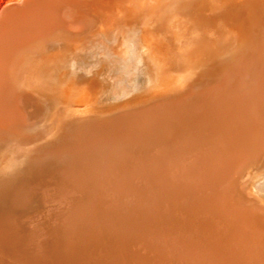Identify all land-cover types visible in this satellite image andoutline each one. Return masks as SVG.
<instances>
[{
    "label": "bare ground",
    "instance_id": "6f19581e",
    "mask_svg": "<svg viewBox=\"0 0 264 264\" xmlns=\"http://www.w3.org/2000/svg\"><path fill=\"white\" fill-rule=\"evenodd\" d=\"M78 6L69 11L90 33L76 28L71 47L80 52L78 61L89 51L101 54L95 87L126 56L116 49L124 32L139 31L157 62L164 48L172 51L163 59L171 80L114 106L122 95L116 82L114 95L99 105L107 107L103 112L83 105L55 118L54 133L31 135L40 92L12 88L6 108L0 105V149L19 150L22 161L9 174L0 172V264H94L98 248L115 264H264V208L248 204L240 186L242 170L264 154V27L258 24L264 0H84ZM166 27L176 36L193 29L198 37L175 56L161 31ZM96 32L100 39L81 52L77 42ZM70 48L60 63L72 67ZM144 67L148 72L150 65ZM82 72L79 82L87 80ZM35 193L54 207L45 235L39 221L48 219L46 212L37 221L12 212Z\"/></svg>",
    "mask_w": 264,
    "mask_h": 264
},
{
    "label": "rangeland",
    "instance_id": "374dc122",
    "mask_svg": "<svg viewBox=\"0 0 264 264\" xmlns=\"http://www.w3.org/2000/svg\"><path fill=\"white\" fill-rule=\"evenodd\" d=\"M16 1H19V0H0V9L8 3L16 2ZM161 31H162L163 35H165L169 39V41L173 45L174 49H176L175 56L183 55L182 53L185 52V49H186L184 46H186L188 44V39L189 40L190 39L195 40L196 36H197L195 33H193V29H188L184 32H181V36H176V33H179L178 30L172 29L169 31L168 27H166V30H161ZM139 33H140L139 31L134 32L132 34L133 36H131V37H129L126 34V32L122 33V38L120 40L118 39V44H116V49L118 48L117 52L120 54H122V50H123V52L126 53V56L123 57L121 63L119 62V65L111 67L112 70H110L108 72V77H109L108 80H106V81L104 80V82L101 83L99 85V87H97V86L95 87L93 82L91 81L92 80V73L94 72L93 69H96V70L99 69V66L97 65V63L101 60L99 57V56H101V54H99L98 52H94V51L88 52V54H90V55L96 53V57L91 59V61H89V63H87V64H89V65H87L88 66L87 69H85L83 72L78 71L79 73L82 72V73L86 74V76H87L86 81H89V82H86V81L85 82H79L78 81L79 73H74V74L72 73V74H68V76L54 77V79H52V81H51L52 84L46 83L45 90H39L38 87L35 86L36 90H38V92H40V100L38 101V104H39L38 109L35 112V117L33 119L35 122L33 121V125L31 126V128L29 129L27 134L31 135V133L34 134V132H36V134H37L39 132H42L43 129H44V131H46L45 134L54 133V131L56 130L55 129L56 128V124H55L56 122L55 121H56V119H58L59 116H61L65 112H66V114H68V113L72 114V112L76 108L77 109L82 108L83 105H84V108H88V107L93 108L94 110H97V113H99V112L101 113V111L107 107H101V106L99 107V105H101L107 99L111 98L112 95H114V94H112V91H114V86H115L116 82H117V85L120 84L121 88L118 91H119V93H122V95L119 97H115L116 99L112 100L111 103L114 106H117L118 102H121V101L124 102V101L130 100V99L136 100L138 98H142L143 96L147 95L149 92H152L154 90H160L161 89L160 86H162L163 84H166L167 82H170V80H171L170 75H167L168 73L165 74L166 72L164 71V70H166L165 69L166 67L164 65V63L166 61L164 62L163 59H166V58H164V52L165 51L167 53H170L172 51L164 48L162 50V53L160 52V54H163V57L161 58V56H160L159 57L160 61L157 62L155 58H152L151 55H149L148 52H146L145 46H143V43L140 41L141 38L139 36L140 35ZM205 35H207V34L204 32L201 37H203ZM171 37L174 39L178 38L179 40L178 41L176 40L174 43L173 39L172 40L170 39ZM111 40L112 41L114 40V38L112 36H111ZM74 50H75V48H72L70 50V52H69L70 55L66 58L67 60H69V57L70 58L74 57L73 55H75V53H76ZM112 53H113L112 56H116V51H113ZM67 60H66V62H67ZM146 62L148 63V65H150V69L148 70V72L145 71V67H144ZM84 63H86V60L84 61ZM63 64L66 65L65 62ZM111 64H114V63L111 62ZM132 65H133V67H132ZM130 70H132V71H130ZM135 73L138 75L139 78L136 77ZM166 76H167V78H165ZM168 76H169V79H168ZM155 77H156V79H155ZM142 78L143 79L145 78V79L143 80ZM158 80H160V81H158ZM147 81H149V82H147ZM90 86L92 87V89ZM193 91L196 93L198 90L196 91V89H193ZM46 92H48V93H46ZM84 94H86V95H84ZM100 97H101V99H100ZM50 98H52V99H50ZM53 99H55V100H53ZM57 99H59V101ZM50 100H52L54 102H52ZM49 102H51L52 104ZM59 102H61L60 104L62 106L59 104ZM56 103H57V105H56ZM73 103H75V104H73ZM45 104H46V106H45ZM74 105H76V106H74ZM48 106H49V108H48ZM64 106L66 107V110H65ZM95 106H98V107L95 108ZM54 108H56V109H54ZM51 111H53L54 113ZM58 113H59V115H58ZM49 120H51L52 122L51 121L47 122ZM39 121H41V122H39ZM52 123L54 124L53 127L51 126ZM44 124H47V125H44ZM50 126L54 129H52ZM45 127L48 130H46ZM30 130L31 131L34 130V132H31ZM9 145L11 147L10 143L8 144V146ZM16 151L17 150H14V148H12V147L9 148L5 153H1L2 150L0 151V172L2 171V173H4L5 171H7V173H8L10 168H12L16 164L17 165L15 167L16 168L18 167V164L22 161V159L15 157L18 155L19 150L17 152ZM263 159H264V154L262 156H260L257 160L254 161V165H253V163L251 164V165H253V168H248L246 170L247 167H245L242 170L240 175L243 174V176H242V182L243 183L240 186L245 188L244 191H243V188H241V190H242V192H245L244 194L246 197L252 198L253 196H255L258 203L262 202L264 204V197L262 196V194H264V188H262V185L264 184V164H262V163H264ZM256 164L260 165V167L262 169H258L256 167ZM49 184H46V187H47L46 189H51L53 187L51 184L50 185ZM48 185L50 187H48ZM244 185H245V187H244ZM4 195H6V194H4ZM37 195H39V193L38 194L35 193V195L34 194L31 195L32 197L28 196L29 199L27 198L26 202L24 200V202L22 201V203H18L19 205L16 204L17 206L15 205L14 206L15 208L13 207L14 209H12V212L15 215L16 214H19V215L24 214V217H26V218L31 217L30 219L33 221L35 220L34 216H37V218L35 220V221H37L38 219L43 218L44 216H42V214L44 212H46V213H44V215H46V216L48 215V219L46 217H45V219H42V220H44L43 222H45V223H43L42 220L39 221L41 223V228L44 227L43 229H41L42 235H45L49 231L48 226L50 225L49 223H51V221H52L51 219H53L52 213H54V209H53L54 207H53L52 203L43 202L42 200L40 201L38 199L39 196H37ZM234 197H235V195H234ZM234 199L236 200V197ZM237 200H239V199H237ZM0 203H1V201H0ZM25 203H27V204H25ZM45 203H46V205H45ZM43 206H45V207H43ZM17 207H19L20 211L17 210ZM22 208H25V210ZM37 209H39V210H37ZM42 209H44L43 212H41ZM27 213H29V214H27ZM47 213H49V214H47ZM45 220H47L48 223ZM105 245L103 244V246H105ZM94 251H95V249H94ZM96 252H97L96 258H95L96 261L94 260L95 261L94 264H96V263L97 264H109V263L115 264L114 262H112L113 259L110 261L111 256L108 255L107 253L104 254V252L100 248H98V250H96ZM99 254H100V256H99ZM101 254H104V255H101ZM107 260H109V261H107ZM115 261H117V260H115Z\"/></svg>",
    "mask_w": 264,
    "mask_h": 264
},
{
    "label": "water",
    "instance_id": "95a60500",
    "mask_svg": "<svg viewBox=\"0 0 264 264\" xmlns=\"http://www.w3.org/2000/svg\"><path fill=\"white\" fill-rule=\"evenodd\" d=\"M82 1L19 0L0 9V105L6 108L12 88L19 93L32 94L36 91L34 86L45 90L46 83L52 84L54 77L87 69V63L96 57V53L89 57L85 54L86 63L78 61L80 52L76 53L72 67L60 63L64 50L68 51L73 44L76 28L81 29L83 24L71 15L69 8H78ZM257 4L261 7L259 2ZM258 24L264 27V16ZM99 35L98 32L92 33L78 41L79 50L85 51L86 42L100 39ZM246 199L248 204L264 208L255 196Z\"/></svg>",
    "mask_w": 264,
    "mask_h": 264
}]
</instances>
